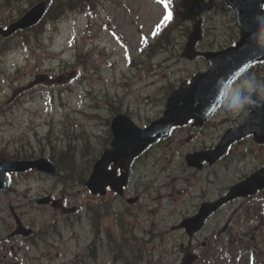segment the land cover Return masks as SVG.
I'll list each match as a JSON object with an SVG mask.
<instances>
[{
    "label": "rangeland",
    "instance_id": "obj_1",
    "mask_svg": "<svg viewBox=\"0 0 264 264\" xmlns=\"http://www.w3.org/2000/svg\"><path fill=\"white\" fill-rule=\"evenodd\" d=\"M118 1L128 6L130 12L125 14L122 5L116 9L114 3ZM205 2L206 6L201 10L204 32L209 29V33L212 35L214 31L212 18H216V15L221 14L223 0H205ZM10 5L15 7L16 2L11 0ZM190 13L196 12L192 11ZM159 14L160 10L151 0H108L103 1V6L96 15L89 16L87 12L62 14L58 20L53 22L52 27H46L39 34L38 44L34 41L27 44V50H24L22 45L16 41V69L19 68L16 72V122L12 121V114H9L11 120L7 123L4 118L0 117V149L3 152L14 154L16 147V153L18 154L51 153V144L58 150L55 141L50 143L45 135L47 128L54 130L55 128L51 127L52 123L46 124L44 116L40 114L43 111L42 92L47 89L51 90L53 95L52 105L57 108L61 103L60 96L63 104L74 106L78 101L77 92H81V88H87L88 90L86 94L88 97L84 98L83 105L86 112L79 115L81 121L78 127L81 133L71 139V145L75 147V150L71 152V157L67 159L71 163V168L62 171V178L66 185L57 183L58 177H47L36 173L17 176L16 184H14L12 178V187L18 191V195H15V190L5 194L4 205L0 206V213L4 212L0 221V235L2 238H7L8 235L6 234L12 227V219L8 208L11 204L20 203V213L24 222L34 229H39V231L44 232L45 230V234L50 236L47 239L54 241L53 247L47 245L50 247L48 249L52 261H49V258H42L44 257L43 254H39L38 257L31 256L30 258L25 255L27 259L32 261L26 260L23 264H69L78 255L84 253L86 255L84 247L88 237L79 221H75L72 210H69L65 215L59 208L50 205H38L35 200L36 197L50 193L54 197L63 195L68 206H75L80 203L84 193V183L83 178L78 177L76 173L80 172L86 160L95 154V152H90V149L95 148L98 151L104 147L102 145L104 142L103 137L107 136L106 129L112 114L119 109H129L143 118L155 115L158 112V106L151 107L145 96L151 93L150 85L153 84L156 78L162 79L174 71L184 70L187 67H189L188 75L182 72L181 75L184 77L180 78L186 79L195 72V68L191 64L197 59L189 61L180 58L178 55L174 61H168L172 62L173 66L169 65L168 62H163L167 56H173L175 52L173 48L165 52L155 53L150 57L151 61L149 63L144 52L141 54L136 52L139 43L138 25L142 24L144 27L149 28ZM18 15L14 9L11 11L5 8L4 11L0 10V19L15 18ZM112 30H116L122 37L126 38L135 57L128 67L124 66L126 59L124 50L120 49V39L118 41L114 38ZM183 33L184 30H181V34ZM209 41L205 42L201 50L208 48L207 43ZM88 42L95 43V52L89 57L80 55L83 45H87ZM66 43L72 47L66 48ZM99 50L100 56L96 53ZM135 60L138 61V64L134 66ZM145 61L147 64H145ZM9 65L12 67L11 61H9ZM154 67L161 70L156 76L152 72ZM77 69L81 70V75L70 83L69 80L74 77ZM120 69H122V73L119 75ZM40 71H47L50 80L38 83L36 85L37 90L19 96L22 91L27 90L24 86L28 81ZM61 76L62 78L58 79ZM122 81H125V86L121 85ZM11 84L10 80L0 82V106L5 96L10 93L9 87ZM72 87H77V91H74L75 93L71 97ZM62 111L64 113L65 108L62 107ZM89 116H94L97 119L88 118ZM59 117L58 114H54V121ZM72 118L79 121L75 113H72ZM72 125L77 126L75 123H72ZM194 134L186 133L185 130L174 132L169 139L162 140L152 146L153 149L151 150V147L142 156V159L134 165L133 180L139 183V187H132L130 191L139 195V202L144 208H149L154 202L157 205L155 219L147 222V225L158 234L148 242L149 248L145 252L148 261L152 262L151 258L147 256L152 251L159 264H179L181 256L179 247L183 239L182 235L178 234L177 228L175 230H172V228L178 222L180 216L190 210L189 204L179 200H183L185 193L189 195L191 200L194 197L190 195V191L180 186L175 187V184L184 181V178L189 175L190 169L184 164V160H181V156H178L180 169L185 172L174 175L173 179L166 183L160 179L164 171V167H161L163 163L160 157L165 152H169L170 149L178 150L181 146L185 147ZM207 136L208 131L202 134L204 138H207ZM88 152L91 154L88 155ZM220 183L219 175L215 188H210L208 184L206 188L207 196L218 194ZM166 186L171 187L172 190H167L164 193L163 190ZM195 190L197 193L199 192L198 188H195ZM150 192L152 194H149ZM235 206L228 210L224 209V213L217 216L216 219L214 216L211 222L212 225L215 226L219 220L224 218V214L226 215ZM168 209L170 213L167 214L165 212ZM114 212H117V209ZM253 212L254 210H248L246 204L239 207L232 214L230 239L233 241L227 244V239H229L227 236L225 239H216L212 248H202L203 256L200 258V262L196 264H241L243 258L239 254L242 250L234 243L238 240L237 238L242 236L244 230L249 233L246 238L256 239L258 242L264 240L262 226L253 227L254 222L251 221ZM163 213L165 214L163 215ZM66 219H72L74 225L67 228ZM125 221L131 222V219L126 216ZM142 223L145 224L143 220ZM131 227L141 228L140 224L132 222ZM54 228L60 230L61 234H53ZM124 231H129V227H126ZM111 233L115 237L113 230ZM150 237V234L146 235V238ZM41 238L46 239L45 237ZM143 246L145 244L141 243V248H144ZM1 248L7 251L11 247L7 244ZM21 248H24V246ZM12 249L16 254L15 248ZM258 250L259 258L264 259V243L259 246ZM25 251L29 255L33 253L31 248L25 249ZM3 253L4 250L1 249L0 264H16L13 257L10 255L3 256ZM239 257L240 259H238ZM123 260L128 264L131 262L125 256H123ZM144 263V260L138 262V264ZM96 264H109V257L99 253Z\"/></svg>",
    "mask_w": 264,
    "mask_h": 264
},
{
    "label": "clouds",
    "instance_id": "obj_2",
    "mask_svg": "<svg viewBox=\"0 0 264 264\" xmlns=\"http://www.w3.org/2000/svg\"><path fill=\"white\" fill-rule=\"evenodd\" d=\"M240 87L242 91L237 93L234 89L225 91V107L228 111L234 114H239L246 107L256 104V101L251 98V94L260 87L255 77H249L242 81ZM264 98V97H262Z\"/></svg>",
    "mask_w": 264,
    "mask_h": 264
},
{
    "label": "water",
    "instance_id": "obj_3",
    "mask_svg": "<svg viewBox=\"0 0 264 264\" xmlns=\"http://www.w3.org/2000/svg\"><path fill=\"white\" fill-rule=\"evenodd\" d=\"M232 4H234L235 6H239L240 4H242V3H244L246 0H234V1H236V3L235 2H233V0H229ZM252 1H255V4H257L258 2H260V1H262V0H252ZM237 12V18H238V21L240 20V23H241V18H239V14H240V12H239V10H237L236 11ZM227 55H232V52H229ZM235 55V54H234ZM178 99H179V97H178ZM176 101H177V99L175 98V100H174V102H173V104L170 106V107H168L167 108V110L165 111V113H164V116H163V118H161L160 119V123H163V124H172V123H179V122H182V118H186L187 117V115H185V113H183V116L181 117V118H176V117H174L176 114H177V112H174L173 110L176 108L175 106L177 105L176 104ZM186 102H187V100L186 99H183V105H182V108H184L185 107V105H186ZM209 210H205V211H200V212H202L201 214H198V215H196V216H194L193 217V219H192V223H186L185 225H184V223L186 222V221H184L183 222V225L187 228V230L189 231V232H191V231H193L194 229H197L199 226H200V223L202 222V220H203V218L205 217V213L206 212H208ZM191 219L190 220H188V221H190L191 222ZM195 226V227H194ZM192 257H191V255H187V257H186V262L187 261H189L190 259H191Z\"/></svg>",
    "mask_w": 264,
    "mask_h": 264
},
{
    "label": "snow or ice",
    "instance_id": "obj_4",
    "mask_svg": "<svg viewBox=\"0 0 264 264\" xmlns=\"http://www.w3.org/2000/svg\"><path fill=\"white\" fill-rule=\"evenodd\" d=\"M157 2L163 5L165 14L163 16V19L160 21V23L157 24L155 29L152 31L153 37H155L159 33V30L162 25L167 24L173 18V13L169 10V0H157ZM113 36L119 41V37H117L115 33H113ZM146 42H147V37H143V36L140 37V43L142 45L146 44ZM125 57L128 58V53L126 49H125ZM245 70H246L245 67H240L239 70L235 73V77H233V79H235L236 77H239L242 73L245 72Z\"/></svg>",
    "mask_w": 264,
    "mask_h": 264
},
{
    "label": "bare ground",
    "instance_id": "obj_5",
    "mask_svg": "<svg viewBox=\"0 0 264 264\" xmlns=\"http://www.w3.org/2000/svg\"><path fill=\"white\" fill-rule=\"evenodd\" d=\"M194 15H195V13H189L187 16H188L189 18H193ZM256 97L262 99V95H261V93L256 94Z\"/></svg>",
    "mask_w": 264,
    "mask_h": 264
}]
</instances>
